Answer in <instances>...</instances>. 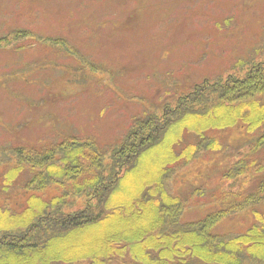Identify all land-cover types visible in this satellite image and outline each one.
<instances>
[{
  "label": "rangeland",
  "instance_id": "1",
  "mask_svg": "<svg viewBox=\"0 0 264 264\" xmlns=\"http://www.w3.org/2000/svg\"><path fill=\"white\" fill-rule=\"evenodd\" d=\"M17 31L28 36L0 50V147L42 151L77 138L110 149L137 118L262 60L264 0H0V37ZM212 135L220 152L181 167L168 186L185 201L184 222L222 207L220 193L237 187L222 176L256 137ZM252 222L239 213L215 233Z\"/></svg>",
  "mask_w": 264,
  "mask_h": 264
},
{
  "label": "trees",
  "instance_id": "2",
  "mask_svg": "<svg viewBox=\"0 0 264 264\" xmlns=\"http://www.w3.org/2000/svg\"><path fill=\"white\" fill-rule=\"evenodd\" d=\"M27 36L0 37V50ZM236 129L256 135L222 176L237 187L220 193L219 210L184 222L170 180L220 152L213 133ZM186 134L199 140L185 145ZM263 155L264 58L137 118L110 149L77 138L42 151L0 147V264H264ZM239 213L253 217L249 227L215 233Z\"/></svg>",
  "mask_w": 264,
  "mask_h": 264
}]
</instances>
